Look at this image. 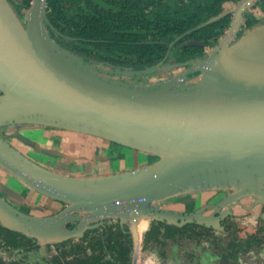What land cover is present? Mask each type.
I'll list each match as a JSON object with an SVG mask.
<instances>
[{"label": "water", "instance_id": "water-1", "mask_svg": "<svg viewBox=\"0 0 264 264\" xmlns=\"http://www.w3.org/2000/svg\"><path fill=\"white\" fill-rule=\"evenodd\" d=\"M257 1L239 0L229 9L232 18L221 39L190 67L127 83L101 72L138 75L180 63L97 65L50 36L45 0H31L24 23L8 0H0V130L26 123L60 128L155 156L121 172L68 174L33 160L0 133V166L64 203L58 212L38 216L0 195L3 224L33 236L58 232L63 239L82 234L92 221L119 218L130 226L136 249L143 218L209 225L200 215L203 208L175 211L157 201L211 188L233 189L225 200L244 194L264 200V22L243 28L232 41ZM73 221L75 226L65 227Z\"/></svg>", "mask_w": 264, "mask_h": 264}, {"label": "trees", "instance_id": "trees-1", "mask_svg": "<svg viewBox=\"0 0 264 264\" xmlns=\"http://www.w3.org/2000/svg\"><path fill=\"white\" fill-rule=\"evenodd\" d=\"M31 0H21L22 6H29ZM62 0H47V30L61 45L81 55L85 60L105 66L129 67L133 69L167 62L163 58L168 42L176 36L179 40L172 44L179 46L189 38L201 39L214 46L227 30L232 18L231 11H225L226 2L239 0H181L174 9L167 7L159 11L162 20L148 22L146 26H131L125 36V28L98 26L91 10L81 11L78 1L73 0L71 8H64ZM263 14L261 17L248 15L245 26L264 21V0L255 3ZM157 30L152 40L143 41L144 30ZM121 36V37H120ZM186 46V45H185ZM170 47V48H171ZM195 52L201 46L187 45ZM190 66L192 63L189 64ZM62 202V201H60ZM63 203V202H62ZM64 204V203H63ZM198 225L214 229L196 222L176 224L161 218H152L144 242L145 257L151 253L166 256L174 254L176 245L186 242L187 235ZM129 228L119 218H104L99 225L83 230L80 236H71L55 242L57 251L52 255L53 264H129L130 245L125 238L124 229ZM6 243L11 246H30L31 237L19 231L0 225ZM161 258V261H164ZM10 264H21L12 261Z\"/></svg>", "mask_w": 264, "mask_h": 264}, {"label": "rangeland", "instance_id": "rangeland-1", "mask_svg": "<svg viewBox=\"0 0 264 264\" xmlns=\"http://www.w3.org/2000/svg\"><path fill=\"white\" fill-rule=\"evenodd\" d=\"M10 1L14 4L15 11L19 9V11L26 13L28 6H22L20 0ZM229 4L230 3L224 4V7L232 9L235 5L234 3ZM17 13L19 15L18 11ZM262 14L263 11H261L258 6L249 5L245 13V18L248 15L261 17ZM263 22L264 21L261 20L253 23L252 25ZM252 25L248 27L244 26V29H248ZM242 29L243 28H240L239 31ZM190 58L187 59L185 55L182 54L181 50L175 47H171L167 53V63H181L182 61L190 60ZM199 58L202 57H198L197 59ZM182 68L186 69L188 68V65L184 64ZM169 70H171V68L158 70L150 76L149 79L145 78L147 79L145 81H142L141 79L139 80L138 78H124L120 74L109 73L108 71H102L101 73L110 78L127 83H140L155 80L160 76L165 77L163 76V73ZM180 70L181 68H175L172 73H177ZM44 128L47 127H34L33 124L26 123L24 125L18 124V126H13L10 130H0V133L22 152L28 153V156L33 160L42 165H46L68 174L97 171L94 174L99 175L102 173V170H105V173L121 172L144 165L153 159L150 154L144 151L93 135L72 132L65 129L62 130L60 128H47L46 133ZM15 131H18L21 135H24L27 138L29 137L28 139H35V141L32 140L34 143H29L28 140H23L19 136L15 135ZM43 147L48 150H53L55 153L53 155H49L48 153L46 154L41 152L40 149ZM88 174L89 173L86 175ZM6 186L18 189V195L20 194L19 196L22 195L23 197L21 202L41 206V212L43 213L56 211L61 206L60 202L30 188L0 166V188H5ZM230 190L231 189H228V191ZM218 191L219 189L216 188L203 189L191 192L189 195L195 198V206H201L208 202L212 194L215 196ZM10 194L15 196L14 193ZM216 196H219V194ZM169 199L174 200L175 197L173 196L168 198V200ZM239 199L244 201L246 204L253 199L256 201L250 212H247V208L244 210L245 217L242 218V220L240 219L236 223L232 224V228L234 230L232 236L237 238V245L241 242L242 246H250L251 248L252 244L250 242L248 243L245 239L250 238L255 240V242L262 240L261 233L258 230L256 211L264 205V200L254 194H246L244 197ZM164 201L165 200L157 201L156 204H166ZM190 205H192L191 202ZM173 206L182 207L183 205L182 203H176ZM32 212L39 214V210L37 208H32ZM148 221L149 220L145 218L140 220L138 226L140 227L142 224V227L139 231L144 230ZM205 222L212 223L213 225L220 227L215 217L205 220ZM60 238L61 236L58 232L34 236L36 246L29 250H26L25 248L10 249L0 245V264H6V261L9 259L20 260L24 264H53L51 255L56 252L55 242L60 240ZM127 239L130 240L128 237ZM206 240L207 238L205 236H196L194 240L186 237L185 243L175 246V250L172 251L174 255L168 260H164L166 256H163L161 258H163L164 261H161V258L157 253H151L146 262L143 259V255H140L143 263L141 262V259H139L137 264H264V248L258 250L259 252L252 257L247 256L248 254L246 251L241 252V250H239L236 256H230L229 259H224L221 255L222 252H218L219 249L214 246L215 244L209 245ZM205 245H208V248H206L207 246ZM226 247V252L230 253L232 248L229 246Z\"/></svg>", "mask_w": 264, "mask_h": 264}, {"label": "flooded vegetation", "instance_id": "flooded-vegetation-1", "mask_svg": "<svg viewBox=\"0 0 264 264\" xmlns=\"http://www.w3.org/2000/svg\"><path fill=\"white\" fill-rule=\"evenodd\" d=\"M8 1L10 2L11 6L15 10L14 4L10 0H8ZM76 1H78V6H79V9L81 11H83V12L86 10L92 11L94 19H95V24L97 25V27L98 26L99 27L100 26H106V27H113V28H115V27L125 28L123 31L125 36L131 32V29H130L131 26H133V25L146 26L149 21H150V23H153V21H156V20L160 21V20H162L163 15H159V11H162L167 7L174 9V7L180 5V3H181V0H76ZM72 2H73V0H62L61 4L64 8L69 9V8H71ZM20 3H21V0H20ZM226 3L232 4L233 2H226ZM253 5H255V4H253ZM223 8L225 11L229 10L228 7L227 8L224 7V4H223ZM17 11L19 12V16L21 17V19L24 23L26 13L19 11V9H17ZM45 14H46V17L43 20H44V23L47 27V0H45ZM244 26H245V24H242L241 28H244ZM156 31L157 30H151V29L144 30L143 31L144 37L142 40L143 41L152 40L153 36L160 37V35L157 36V34H159L160 32L157 31V34H155ZM240 32L241 31H238L235 34L232 41L235 40L237 37H239ZM179 38H180V36H176L174 39H172L171 41L168 42V48L165 51V54H164L162 59L167 58L168 50L170 49L172 44L176 43L179 40ZM191 40L200 41L202 44H188V42ZM185 45L186 46L187 45H196V46H201V48L197 49V51L193 52L189 48H187ZM173 47L179 48V50H181L182 54L185 55V57L187 59L190 57H193V58H190V60H187V61H182L179 65L171 67V70L163 73V76H168V75L172 74V71L175 68H181V70H184L182 68L184 65V62H188L186 65H188V67H190L189 64L193 60H196L198 57L206 56L208 54L209 50L212 48V45L209 44V42L201 40V39L189 38V39H186L183 42H181L179 44V46L177 44V46H173ZM163 63H167V62H163ZM160 64H162V63H160ZM97 65H99V64H97ZM103 66L105 67V65H103ZM167 69H169V68H167ZM161 70H163V69H161ZM156 71H158V70H154L151 72L138 74V75H122V74H120V75L123 76L124 78H128V77L138 78L139 80L141 79L142 81H145V80L149 79L150 76H152ZM160 77H162V76H160ZM145 78H147V79H145ZM185 83H187V81L183 80L176 85L180 86V85L185 84ZM31 140L35 141V139H32V138H31ZM40 150H41V152H44L46 154L48 153L49 155H53L55 153V151L48 150L47 148H44V147L41 148ZM22 153H24V152H22ZM24 154H26L28 156V153L25 152ZM150 156H152L153 159L155 158V156H153V155H150ZM61 157H63V156H61ZM228 189H231V188L219 189V191L216 192V194H215V196L218 194H219V196L215 197L212 194L210 199L208 200V202L201 205V206H195V204H194L195 198L191 197V195H189V193L177 194L174 196L175 197L174 200L173 199H169V200L166 199L164 201V202H166V204L160 203L161 205L158 204V206L169 209V210L182 211V212L196 211L199 209L201 210L203 208L204 210L202 211V213L200 215L206 216L205 220H209L212 217H215L217 222L219 223L220 227H217V226L213 225L212 223H208L209 224L208 226H211L214 229H207L206 230L205 228H202L201 226L195 225L193 230L188 231L187 235L193 236L194 238L196 236H205L207 238L206 241H208L209 245L215 244L214 246H216V248L219 249L218 252L219 251L222 252L221 255L224 257V259H229L230 256L231 257L236 256V254L239 250H241V252L246 251L248 254L247 256L252 257L253 255H256L257 252H259L258 250H260L261 248H264V205H262L256 211L258 230L261 233L262 240L259 242L258 241L255 242V240L250 239V238L245 239V240H247L248 243L250 242L252 244L251 248H250V246H246V247L242 246L241 242L239 245H237L238 244V243H236V242H238L237 238L235 236L234 237L232 236L234 233V230L232 228V226H233L232 224L236 223L240 219L242 220V218L245 217L244 210H246V208H247V212L248 211L250 212V210H252V208L254 207L253 204L256 201L253 199L248 204H246V203H244V201L239 199V198L244 197L246 194L241 195V196L236 197V198H233V199H230V200H225L227 198V196L232 194L234 191L233 189L228 191ZM10 193H14L15 196L11 195ZM0 195L7 202H9L12 206H14L15 208L21 210L24 213L31 214V215L48 216V215H51V214L58 212L59 210H61L64 207V204L62 202L54 199V200L60 202L61 206L56 211L43 213V212H41V209H42L41 206L21 202L23 197H22V195L19 196L20 194L18 195V189H16L15 187L14 188L10 187V186H6L5 188H0ZM190 202L192 205H190ZM176 203L177 204L182 203L183 206L182 207H174L173 205ZM32 208H37L39 210V214L33 213ZM151 219H149L144 230L139 231V229L142 227V224L140 225V227L137 225V227H136L137 233L136 234H137V239H138L139 245H138V247H136V249L134 246V238H133V233L131 232L130 226H129V228L124 229L125 238L130 245L129 264H132V263L137 264V261L139 259H141L140 255H143V257H144L143 259L145 260V262L147 260V258L145 257V253H144L143 248L145 246L144 242H145V238L147 236V232L149 230V225H150ZM164 220H166V219H164ZM102 221H104V219H102V220L98 219V220L92 221L90 224H94V225L89 226V227H95V226L99 225ZM167 221H171V222H174L176 224H182V223H179V220L168 219ZM188 222H193V221H188ZM76 223H77V221L68 222L66 224V227L71 228V227L75 226ZM184 223H186V222H184ZM0 225L8 227L5 224H3L1 219H0ZM89 227H87V228H89ZM8 228H10V227H8ZM10 229H13V228H10ZM13 230H16V229H13ZM16 231H19V230H16ZM19 232L24 233L22 231H19ZM24 234L31 237L32 243L30 246H11L10 244L6 243V241L2 235V231L0 229V245L5 246V247L10 248V249L25 248L26 250H29V249L34 248L36 246L34 236L28 235L26 233H24ZM80 235H82V234H80ZM80 235H76V236H80ZM127 237L130 238V240H128ZM205 246H207L206 248H208V245H205ZM226 246H229L232 248L230 253L226 252V248H227ZM55 250L57 251V249H55ZM52 255H51V258H52ZM12 261L13 262L16 261V262H19L21 264H24L22 261L16 260V259L7 260L6 264H10ZM142 261L143 260L141 259V262Z\"/></svg>", "mask_w": 264, "mask_h": 264}, {"label": "crops", "instance_id": "crops-1", "mask_svg": "<svg viewBox=\"0 0 264 264\" xmlns=\"http://www.w3.org/2000/svg\"><path fill=\"white\" fill-rule=\"evenodd\" d=\"M45 129V132L47 133V128H44ZM62 130H64V129H62ZM72 132H75V131H72ZM89 135V134H88ZM105 171V170H104ZM103 170L101 171L102 173H105ZM63 172V171H62ZM97 171H89V172H82V173H76V174H87V173H89V174H94V173H96Z\"/></svg>", "mask_w": 264, "mask_h": 264}]
</instances>
